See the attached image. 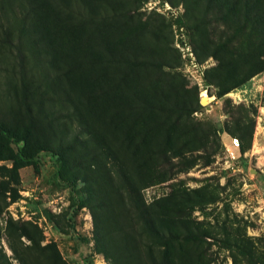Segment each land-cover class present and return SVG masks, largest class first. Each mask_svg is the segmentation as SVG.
I'll list each match as a JSON object with an SVG mask.
<instances>
[{"label":"rangeland","instance_id":"rangeland-1","mask_svg":"<svg viewBox=\"0 0 264 264\" xmlns=\"http://www.w3.org/2000/svg\"><path fill=\"white\" fill-rule=\"evenodd\" d=\"M93 1L92 13L80 10V3L74 0L70 5L62 3L60 13L68 10L67 15L79 12L76 17L80 20L91 17L95 23L103 19L132 26L127 44L136 48L141 63L153 61L147 71L143 66L131 71L139 76L147 74L145 88L157 82L166 91L183 94L186 101H199L190 115L183 113L176 120L173 113L158 124L144 137L147 145L140 151L136 141L143 144L144 140L133 133H127L124 145L118 143L126 170L137 181L142 184L153 175L154 180L143 186L141 193L146 205L158 201L168 208L156 215L165 232L160 238L152 237L142 230L140 222L131 225L127 216L118 212L123 228L116 227L114 217L104 230L107 254L98 252L96 233L102 235L103 229L95 228L93 209L87 199L83 200L82 179L78 180L77 193L72 192L57 176V155L40 149L35 153V165L14 166L11 159H0V264H264V70L217 97L218 87L207 84L205 75L219 61L213 55L204 56L207 50L193 27L200 23L209 41H217L220 34L227 38L235 32L233 23H248L241 20L243 6L233 4L234 0L226 6H221L222 0H152L156 9L148 10L144 7L148 0ZM259 1L264 16V0ZM57 18V23H70L65 16ZM54 29L53 41L46 39L48 44L68 49L66 32L60 27ZM86 30L92 34L88 43L94 54L97 32L89 26ZM90 52L89 57L75 59L83 63L93 57ZM8 58V50L1 45L0 61L7 63ZM92 64L96 73L99 64ZM84 68L79 72L85 73ZM116 70L114 63L109 64V71ZM224 70L243 74L245 66L239 60ZM198 77L207 97L201 93ZM6 78L0 66V125L20 129L22 114L8 96ZM75 79L81 82L79 74ZM75 79L65 88L73 90ZM69 93L81 102L79 106H93L94 96L79 99ZM95 120L94 115L84 113L87 124ZM192 127L193 143L181 155H173L170 145L160 143L152 154L146 151L149 157L145 156L153 142L164 141L166 131L173 138L171 145H183L182 139L189 137ZM233 139H237V145ZM0 147L6 155L16 152L14 145L1 137ZM82 148L77 145L67 153L82 156ZM6 181L19 195L14 201L11 191H6L5 198L1 195ZM127 232L137 249L132 260L125 256Z\"/></svg>","mask_w":264,"mask_h":264},{"label":"trees","instance_id":"trees-1","mask_svg":"<svg viewBox=\"0 0 264 264\" xmlns=\"http://www.w3.org/2000/svg\"><path fill=\"white\" fill-rule=\"evenodd\" d=\"M74 1L80 3V10L94 12L93 0ZM228 2L220 1L221 6L229 5ZM234 2L243 6V16L242 19L239 16V19L248 23H233L235 32L227 38L220 34L217 41H209L200 23L193 26L203 48L207 50L204 56L213 55L219 61L205 75L207 84L218 87L217 97L264 70V16L260 1ZM62 3L70 5L71 0H0V46L3 45L9 52L7 63L0 61V66L7 73L5 89L8 96L15 101L22 114L18 125L20 129L0 125V137L16 148L15 153L6 155V151L0 147V159L9 158L14 166L35 165L38 163L35 157L37 151L52 150L59 162L57 176L72 192L77 193L78 180L82 179L81 191L86 194L83 200L87 199L93 209L95 228L103 229L102 235L96 233L95 248L106 255L103 243L106 225L115 217L116 227L119 230L123 228L122 220L116 215L118 212L124 213L131 225L140 222L143 231L160 238L165 226L157 223L156 215L168 211L158 201L145 204L141 189L152 183L153 175L142 184L137 181L126 170L118 143L124 145L127 133H133L144 140V145L136 141L135 147L140 151V147L147 145L144 137H148L158 124L173 113L176 120L183 113L190 115L199 101L197 98L195 103L186 101L183 94L175 90L166 91L157 82H150L149 87L145 88L147 74L139 76L131 71L138 66H143V70L147 71L153 61L144 60L141 63L137 59L136 48L127 44V37L134 31L132 26L117 25L103 19L95 23L91 17L80 20L76 17L79 12L67 15L68 10L63 15L59 8ZM64 16L70 23H57V17ZM91 21L94 23H89ZM86 26L97 32V37L93 38L94 54L90 52L92 49L88 43L92 40V34L85 31ZM55 27L66 32L65 45L69 50L59 48L58 44L53 47L48 44L46 39L53 41ZM89 52L93 57L85 62L75 59V56L89 57ZM46 53L47 56H41ZM239 60L245 66L243 74L224 70ZM92 62L99 64L96 73L93 72ZM111 63L117 67L116 71H109ZM82 64L85 67L83 74L79 72ZM158 66L161 67L160 64ZM77 74L81 82L75 79ZM72 79L76 80L73 90L65 88ZM69 92L79 99L94 96L93 106H79L81 102L72 99ZM165 102H170L169 107L164 105ZM134 111L136 114L130 116ZM84 113L94 115L95 122L87 124ZM193 129L195 127L188 129L189 137L182 139L183 145L175 147L171 145L173 138L166 131L164 141L153 142L145 150V156L149 157L147 152L152 154L154 147L158 144L161 146L160 143L170 145L173 155H181L193 143ZM115 138L120 141L116 143ZM77 145L83 146L80 150L82 156L67 153L68 149ZM74 167L80 170H69ZM8 184V181L4 183L1 195L5 198L6 191H11L9 194L14 201L19 195ZM106 211L111 215L102 216ZM136 253L137 249L127 232L125 256L132 260Z\"/></svg>","mask_w":264,"mask_h":264},{"label":"built area","instance_id":"built-area-1","mask_svg":"<svg viewBox=\"0 0 264 264\" xmlns=\"http://www.w3.org/2000/svg\"><path fill=\"white\" fill-rule=\"evenodd\" d=\"M156 6H157L156 2L152 1V0H148L144 3V7L148 10L156 9ZM196 80H197L198 85H200L201 90H203L207 94V92H206L207 90L204 87H202V83H201L202 78L198 77ZM233 144L237 145V139H233ZM74 264H76V263H74Z\"/></svg>","mask_w":264,"mask_h":264},{"label":"bare ground","instance_id":"bare-ground-1","mask_svg":"<svg viewBox=\"0 0 264 264\" xmlns=\"http://www.w3.org/2000/svg\"><path fill=\"white\" fill-rule=\"evenodd\" d=\"M201 93H202L203 95H205V96H206V93H205L204 91H202ZM206 97H207V96H206Z\"/></svg>","mask_w":264,"mask_h":264},{"label":"water","instance_id":"water-1","mask_svg":"<svg viewBox=\"0 0 264 264\" xmlns=\"http://www.w3.org/2000/svg\"><path fill=\"white\" fill-rule=\"evenodd\" d=\"M201 103H203V102H202V98H201Z\"/></svg>","mask_w":264,"mask_h":264}]
</instances>
